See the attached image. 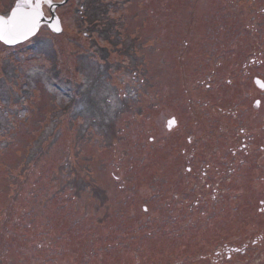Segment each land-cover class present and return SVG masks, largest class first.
<instances>
[{
  "label": "rangeland",
  "instance_id": "374dc122",
  "mask_svg": "<svg viewBox=\"0 0 264 264\" xmlns=\"http://www.w3.org/2000/svg\"><path fill=\"white\" fill-rule=\"evenodd\" d=\"M50 2L0 40V264H264V0Z\"/></svg>",
  "mask_w": 264,
  "mask_h": 264
},
{
  "label": "water",
  "instance_id": "95a60500",
  "mask_svg": "<svg viewBox=\"0 0 264 264\" xmlns=\"http://www.w3.org/2000/svg\"><path fill=\"white\" fill-rule=\"evenodd\" d=\"M43 2V0H42ZM42 2L40 4V12L42 15L39 17V24L33 29L31 33H27V27H28V21H27V14L31 11L30 9H27L26 7H18V5L11 11L10 15L8 17L0 15V18H4L5 20H8L9 18H15L16 24L15 27L11 29V34L9 32V28L5 27L3 31V39H0L6 46L14 47L18 46L20 44L25 43L26 41L30 40L32 37L37 35V33L40 30V27L43 23H47L51 29V31L55 34H60L63 31L62 24L58 17L54 14V10L56 7L63 5L62 3H51V18H46L44 16L43 10H42ZM66 3V2H65ZM58 20V23H57ZM59 28L60 30L57 31L56 29ZM8 40H11L12 42H6ZM256 85L260 89H264V81L257 78L255 80ZM260 102H257L256 105H259ZM171 123H174L173 120L170 121Z\"/></svg>",
  "mask_w": 264,
  "mask_h": 264
},
{
  "label": "flooded vegetation",
  "instance_id": "af4514ba",
  "mask_svg": "<svg viewBox=\"0 0 264 264\" xmlns=\"http://www.w3.org/2000/svg\"><path fill=\"white\" fill-rule=\"evenodd\" d=\"M19 3V2H18ZM49 7V6H48ZM85 36H88L87 35V32L85 33ZM174 121V120H173ZM174 124V123H173ZM172 127V126H171ZM170 126H169V130L171 131V130H173V128H171ZM243 134V130L239 133V134ZM227 136V143H228V135H226ZM189 139H191V138H189ZM202 141V140H201ZM200 141L199 142H197L196 141V144L194 145V148H193V151H192V156L190 157V158H193V160L195 161V162H199V161H205V163H206V167L208 168L209 167V161L211 160V152H213L212 151V147H210L209 145L210 144H208V150H207V148H206V151L207 152H204V151H200L199 152V149H200ZM247 146H248V144H247V138H245V137H243L242 138V144H241V146H240V149L239 150H236L235 148H233V147H231L230 148V151H231V153H232V155L234 156V158H235V161H233V163H231L230 165H233V168H235L236 167V164H239L240 162H241V164L240 165H242V166H244V160H246L245 158H241V160H239L238 161V159H240L239 157H240V155H241V152H244L245 151V149H247ZM260 150L261 151H263V152H260L261 153V155L263 156L264 155V146H262V147H260ZM246 152V151H245ZM226 155H225V157H226V163L228 164V158H229V153H228V147L226 148ZM197 164V163H196ZM247 166V167H246ZM246 166H244V167H246V168H251V170H252V168H254L255 166H257V165H250L248 162H246ZM189 167V166H188ZM189 169H191V168H189ZM236 169V168H235ZM256 173V172H255ZM257 174V173H256ZM258 175V174H257ZM232 181V179H228V189H230V190H232V188H235V186H233L231 183ZM261 203V207H260V212L261 213H264V200H261L260 201ZM235 214H243V213H235ZM262 242H261V238H255L254 240H253V245H255V246H259L260 244H261Z\"/></svg>",
  "mask_w": 264,
  "mask_h": 264
},
{
  "label": "snow or ice",
  "instance_id": "6c2138e0",
  "mask_svg": "<svg viewBox=\"0 0 264 264\" xmlns=\"http://www.w3.org/2000/svg\"><path fill=\"white\" fill-rule=\"evenodd\" d=\"M42 0H20V4H18V7H26L27 9H30L31 11L27 14V21H28V27H27V33H31L33 29L39 24V17L42 15L40 12V4ZM44 3H50V0H43ZM58 23V20H57ZM16 20L15 18H9L8 20H5L4 18H0V39H3V31L5 27L9 28V32L11 34V29L15 27ZM57 31L60 29L57 28ZM6 42H12L11 40H8Z\"/></svg>",
  "mask_w": 264,
  "mask_h": 264
},
{
  "label": "trees",
  "instance_id": "16d2710c",
  "mask_svg": "<svg viewBox=\"0 0 264 264\" xmlns=\"http://www.w3.org/2000/svg\"><path fill=\"white\" fill-rule=\"evenodd\" d=\"M73 53H75V51H74V50H73ZM75 56H76V57H78V56H79V54H76V53H75ZM81 73H82V72H81ZM82 74H83V73H82ZM84 78H85V75H84Z\"/></svg>",
  "mask_w": 264,
  "mask_h": 264
}]
</instances>
